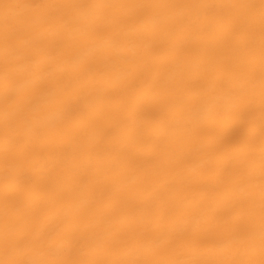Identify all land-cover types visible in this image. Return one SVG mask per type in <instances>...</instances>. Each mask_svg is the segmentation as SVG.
<instances>
[{
	"label": "snow or ice",
	"instance_id": "snow-or-ice-1",
	"mask_svg": "<svg viewBox=\"0 0 264 264\" xmlns=\"http://www.w3.org/2000/svg\"><path fill=\"white\" fill-rule=\"evenodd\" d=\"M0 114V264H264V0H4Z\"/></svg>",
	"mask_w": 264,
	"mask_h": 264
},
{
	"label": "bare ground",
	"instance_id": "bare-ground-1",
	"mask_svg": "<svg viewBox=\"0 0 264 264\" xmlns=\"http://www.w3.org/2000/svg\"><path fill=\"white\" fill-rule=\"evenodd\" d=\"M0 2H4V0H0ZM26 2H41V0H26ZM43 2L50 3H137V2H175V3H233V2H242V0H43ZM0 118H2V114H0ZM179 135V132L177 133ZM120 145H127L128 135L127 133L121 135L119 137ZM119 146V145H118ZM166 145H161V149L163 150ZM206 160V153H202V157L198 161H193V166L199 168L202 163ZM2 207V206H0ZM2 256V253H0Z\"/></svg>",
	"mask_w": 264,
	"mask_h": 264
}]
</instances>
